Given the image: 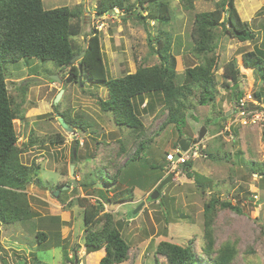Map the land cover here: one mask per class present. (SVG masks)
Segmentation results:
<instances>
[{
	"label": "rangeland",
	"instance_id": "rangeland-1",
	"mask_svg": "<svg viewBox=\"0 0 264 264\" xmlns=\"http://www.w3.org/2000/svg\"><path fill=\"white\" fill-rule=\"evenodd\" d=\"M97 1L42 0L45 8L83 5L85 12L79 20L81 33L71 36V41L81 46L86 33L93 28L100 30L105 72L107 78H114L134 72L141 65L158 62L154 52L157 37L170 44L178 73L186 66L199 63L200 59L191 52L194 16L197 12L214 9L218 0H193V7L189 9L183 7L181 0H163L168 3L169 20L162 23L148 20L147 26L134 15L124 17V12L117 8L115 13L99 15L95 11ZM158 1H149L143 6L153 8ZM128 3L138 4L137 0ZM234 4L240 18L253 31L254 39L239 41L217 29L214 102L198 105L196 89L187 97L192 107L186 110L185 124L177 131L172 123L159 129L166 119L160 94H145L141 103L138 98L134 99L147 136L152 139L146 148L151 146L155 154L149 155L150 159L139 157L120 172L125 181L120 177L118 182L131 190L132 201L118 204L94 193V189L107 191L105 195L111 193L113 187H103L102 178L106 173L113 174L114 162L120 165L126 159L123 154L116 155L118 140L129 145L130 151L135 148L130 129L114 124L111 113L102 112L97 97L91 95L106 97V87L92 83L80 87L78 83L69 82L67 68L59 70L52 61L23 58L4 64L7 91L19 113L13 119L16 145L24 148L19 159L32 170L39 165L38 172H32L26 184L33 221L50 226L36 225L48 233L46 241L37 243L29 223L0 224V264H98L103 248L85 251L81 244L83 213L75 198L87 193L95 194L93 196L103 202L105 211L113 213L117 228L129 244L128 259L121 264H166L165 258L155 251L157 243L169 241L185 246L190 239L198 263L210 264L201 251V238L203 204L213 195L229 200L240 209V212L229 208L217 211L213 223L214 247L225 241L235 243L237 254L229 264H264V175L257 174L259 169L264 172V79L260 72L245 67L243 62L246 52L264 51V0H234ZM145 10L140 9L143 15ZM149 35L155 38L152 45ZM230 63L239 70L242 97H249L245 104L261 113L263 120L242 124L237 119L239 109L233 111L236 100L231 99ZM60 90L59 100L54 103ZM256 92L261 96L257 97ZM53 104L58 105L57 108ZM58 112H63L67 119L87 122L89 126L86 130L75 128L74 133L66 131L58 122ZM222 116L225 118L221 119ZM202 126L206 128L202 150L208 156L200 150L196 156L190 151L187 154L193 160V174L195 171L204 178L195 182L194 177L186 178L180 170L161 189L158 199L148 200L154 187L148 188L159 176L148 163L153 166L164 163V153L172 152L174 143L178 145L183 137L195 139ZM73 139L79 142L75 160H71ZM71 165L73 175H70ZM178 168L181 169V165ZM72 178L75 181L69 182ZM58 185L68 187L58 190ZM55 191H59L57 196L52 193ZM140 203H143L141 208L133 213Z\"/></svg>",
	"mask_w": 264,
	"mask_h": 264
},
{
	"label": "trees",
	"instance_id": "trees-1",
	"mask_svg": "<svg viewBox=\"0 0 264 264\" xmlns=\"http://www.w3.org/2000/svg\"><path fill=\"white\" fill-rule=\"evenodd\" d=\"M128 1L98 0L95 11L99 14L117 8L124 12V17L134 15L145 25L148 20L161 23L169 20L170 15L166 1L137 0L138 4L128 3ZM149 1H158V5L153 8L144 7L143 4ZM181 3L186 9L193 7V0H181ZM83 8L82 4L74 7L62 5L45 8L42 0H0V224L29 223L31 229L34 230V238L37 243L46 241L48 233L38 229L36 225L42 228L50 225L33 221L34 214L27 199L26 184L30 180V174L38 172L39 165H35L32 170L31 166L22 163L19 159V154L24 148H19L16 145L17 134L13 126V119L17 118L19 113L5 84V63H14L23 58L52 61L59 70L67 68V81L69 82L78 83L80 87L86 83L106 87V97L91 95L97 97V103L102 112L111 113L114 124L130 129L135 148L130 151L127 148L129 145L126 146L118 140L119 146L116 155L123 154L126 159L120 165L118 162H114L113 174L108 176L106 173V177L102 178L103 187H113L111 193L105 195L107 191L97 189H94V193L98 192V196L119 204L133 200L131 190L118 182L121 170L127 168L131 162L138 160L141 156L150 159L149 155L155 154L151 146L146 148L152 139L147 136L146 126L137 112L138 107L134 99L138 98L141 103L145 94H160L163 100L162 108L166 110V119L159 129L172 123L179 131L185 124L186 110L188 107H192L187 103V97L191 96L196 89L198 105H207L215 100L217 88L214 47L215 39L218 36L217 29L220 28V32L225 31L230 37L239 41L254 39L253 31L238 15L234 0H218L215 2L214 9L197 12L194 16L191 33L194 45L191 52L200 59L199 63L186 66L181 74L178 73L176 58L171 52L170 44H165L161 38L157 37V46L154 48V52L158 55V62L152 65H141L134 72L107 78L102 59L100 30L93 28L89 33H86L84 44L81 46L71 41V36H78L81 33L79 20L85 12ZM140 9L145 10V15ZM153 39L149 35L150 45H152ZM83 49H85L83 56L75 63L70 64V59ZM243 58L245 67L260 72L264 79V51L254 49L246 52ZM228 68L230 69L229 79L233 83L230 86L231 99L234 101L243 95L239 89V70L233 63H230ZM255 95L261 96L258 92ZM53 106L57 108L58 105L53 104ZM138 111L140 112L139 109ZM57 115L62 116L67 125L74 129L86 130L89 126L87 122L75 118L67 119L63 112H58ZM224 118L222 116L221 119ZM219 126L221 125L219 124ZM56 136L58 139H62L59 135ZM34 141L37 140L34 139ZM78 145L79 142L76 140L75 158H73L71 147V160L77 159ZM176 147L178 145L174 143V148ZM202 152L205 151L202 150ZM205 154L208 156L207 152ZM165 155L166 153H164V161L168 165ZM165 162L161 161L155 166L148 163L159 174L148 189L155 187L154 185L165 176ZM107 165H110V162ZM180 165L186 177H194L195 182L201 179L202 176L199 175L202 174L198 175L195 171L193 174L191 158L178 166ZM102 167L104 166L102 165ZM258 171L257 174L264 175L262 169ZM127 180L129 185L130 180ZM121 181H125V179L121 177ZM119 184L121 185L119 186ZM62 186L64 185H58L57 188L60 190ZM205 189L202 191L204 192ZM93 195L95 194L87 193V196L75 198L83 213L84 233L81 244L85 251L103 248V255L99 258L98 264H121L128 259L129 244L117 228L113 213L105 211L103 202ZM227 208L240 212L239 207L229 200H223L214 195L210 196L203 204L204 229L201 238L203 242L201 251L208 257L210 264H229L237 254L234 242L225 241L217 248L214 247V218L217 211ZM192 243V239L185 246L169 241H160L157 243L155 251L165 258L166 264H199Z\"/></svg>",
	"mask_w": 264,
	"mask_h": 264
},
{
	"label": "water",
	"instance_id": "water-1",
	"mask_svg": "<svg viewBox=\"0 0 264 264\" xmlns=\"http://www.w3.org/2000/svg\"><path fill=\"white\" fill-rule=\"evenodd\" d=\"M115 13L114 9H110L109 11H104L103 13H99V15L105 14V13ZM85 53V49H83L80 53L75 54L71 59H70V64L73 63L75 60L80 59L83 54ZM39 80V79H36ZM60 81V80H59ZM62 92V90H60L57 94V96L54 99V103H57L59 100V96L60 93ZM57 119L59 124L62 126L63 129H65L66 131H69L71 133L75 132V129L70 127L69 125H67V123L65 122V120L63 119L62 116L57 115ZM206 132V128L204 126H202V128H200L198 135L195 139H192L191 137H183L180 138L178 141V146L182 151H187L189 149V147L195 144H198L201 147V141L204 138ZM75 144H76V139L72 140V154H73V158H75ZM70 175H73V165L70 166ZM174 177V173L173 172H169L167 173L159 182L158 184L153 188V190L151 191V193L148 195V200H154V199H158L159 198V192L161 191V189L167 184L169 183ZM75 180L72 178L70 179L69 182H74ZM35 182H37V180H35ZM68 186H63L62 188L65 189ZM54 193L55 196L58 195L59 191H55L52 192ZM143 203H140L139 205H137L136 209L134 210L133 213H136L142 206ZM39 264V263H38Z\"/></svg>",
	"mask_w": 264,
	"mask_h": 264
},
{
	"label": "built area",
	"instance_id": "built-area-1",
	"mask_svg": "<svg viewBox=\"0 0 264 264\" xmlns=\"http://www.w3.org/2000/svg\"><path fill=\"white\" fill-rule=\"evenodd\" d=\"M249 97H241L235 103V108L239 109L238 120L242 124H250V123H257V121L263 120L261 113L255 112V108H248L245 104ZM197 147H194L193 153L196 154ZM187 151H182L179 147H176L172 152H167L165 155L166 160L168 161V165L165 171V174L169 172H173L174 175H177L181 169H179L178 165L183 163L185 160L188 159ZM256 197V196H254Z\"/></svg>",
	"mask_w": 264,
	"mask_h": 264
},
{
	"label": "clouds",
	"instance_id": "clouds-1",
	"mask_svg": "<svg viewBox=\"0 0 264 264\" xmlns=\"http://www.w3.org/2000/svg\"><path fill=\"white\" fill-rule=\"evenodd\" d=\"M115 10V9H114ZM98 14V13H97ZM81 52V51H80ZM79 60V59H78ZM78 60H76V61H78ZM243 96V95H242ZM238 100V99H237ZM237 100L235 101V103L237 102ZM248 108H254V107H250V106H247ZM236 110V108L234 107L233 108V111H235ZM237 116V118H238V115H236ZM202 145H203V143H202V141H201V147L198 145V144H195V145H192L191 144V146L189 147V149L187 150V152H192V155H194V156H196L197 154H198V150H200V152H202ZM179 147V146H178ZM194 147H197L198 149H196V154H194L193 153V149H194ZM204 153V152H203ZM204 156H205V153H204ZM190 158V156L188 157V159ZM186 161V160H185ZM166 175V174H165Z\"/></svg>",
	"mask_w": 264,
	"mask_h": 264
},
{
	"label": "flooded vegetation",
	"instance_id": "flooded-vegetation-1",
	"mask_svg": "<svg viewBox=\"0 0 264 264\" xmlns=\"http://www.w3.org/2000/svg\"><path fill=\"white\" fill-rule=\"evenodd\" d=\"M63 187V186H62ZM56 189H58V188H56ZM59 190V189H58ZM77 262H75V264H76Z\"/></svg>",
	"mask_w": 264,
	"mask_h": 264
},
{
	"label": "crops",
	"instance_id": "crops-1",
	"mask_svg": "<svg viewBox=\"0 0 264 264\" xmlns=\"http://www.w3.org/2000/svg\"><path fill=\"white\" fill-rule=\"evenodd\" d=\"M226 113V112H225ZM227 113H229V112H227ZM204 144V143H203ZM187 178V177H186Z\"/></svg>",
	"mask_w": 264,
	"mask_h": 264
}]
</instances>
